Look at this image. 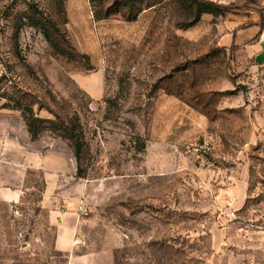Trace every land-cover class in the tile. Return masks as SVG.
Returning <instances> with one entry per match:
<instances>
[{
    "label": "rangeland",
    "instance_id": "1",
    "mask_svg": "<svg viewBox=\"0 0 264 264\" xmlns=\"http://www.w3.org/2000/svg\"><path fill=\"white\" fill-rule=\"evenodd\" d=\"M201 1L221 14L192 0H0V157L23 164L19 201L0 200V264H264V65L219 42L224 20L264 17V0ZM3 104L71 128L80 159Z\"/></svg>",
    "mask_w": 264,
    "mask_h": 264
},
{
    "label": "crops",
    "instance_id": "2",
    "mask_svg": "<svg viewBox=\"0 0 264 264\" xmlns=\"http://www.w3.org/2000/svg\"><path fill=\"white\" fill-rule=\"evenodd\" d=\"M223 31L219 36V42L223 46L233 47L242 53V57L253 64L264 65V17L260 12L252 9H244L233 14L222 22ZM11 137V132L7 131ZM16 136V135H14ZM19 147L22 144L19 143ZM22 149H19V152ZM18 149L15 153L18 154ZM21 153V152H20ZM23 182V164L3 160L0 157V200L7 203H17L21 194ZM70 236L61 232L55 239L58 250L70 249ZM86 255L71 259V264L84 262Z\"/></svg>",
    "mask_w": 264,
    "mask_h": 264
},
{
    "label": "trees",
    "instance_id": "3",
    "mask_svg": "<svg viewBox=\"0 0 264 264\" xmlns=\"http://www.w3.org/2000/svg\"><path fill=\"white\" fill-rule=\"evenodd\" d=\"M65 0H55V7L57 10H61L63 7V2ZM97 0H90L93 6H95V2ZM182 1V0H179ZM194 3V9L196 13L199 15L201 13H213V14H221L222 7L219 6L216 3L213 2H207V1H201V0H192ZM95 16L101 17L102 12L98 9H95L94 11ZM43 14V13H41ZM111 13H107L106 16L110 15ZM28 25L37 27L41 33L43 34L44 38L49 42V44L60 54L71 57L72 54L65 51V49L61 48L59 44L56 42L55 39L52 38V33L49 27H47V21L41 17L40 19H35L34 14L27 16V22ZM2 108H10V109H17L22 112L23 121L25 123L26 129L31 136L32 139H36L43 130H50L51 132H56L59 130V133H57L62 138H65L71 142V146L74 151V155L77 158V160L80 159V155L82 152V146L83 143L81 140H73L71 135V128H68V126H57L55 121L48 118H40L35 115L32 107L30 106H20L19 104H16L14 106L3 104L1 106ZM41 124H50L51 127H42Z\"/></svg>",
    "mask_w": 264,
    "mask_h": 264
}]
</instances>
